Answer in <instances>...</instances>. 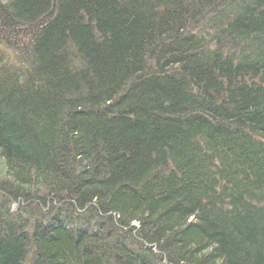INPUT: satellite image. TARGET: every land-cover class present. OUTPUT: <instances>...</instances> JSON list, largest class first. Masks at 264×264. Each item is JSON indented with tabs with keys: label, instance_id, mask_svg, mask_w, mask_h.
Wrapping results in <instances>:
<instances>
[{
	"label": "trees",
	"instance_id": "16d2710c",
	"mask_svg": "<svg viewBox=\"0 0 264 264\" xmlns=\"http://www.w3.org/2000/svg\"><path fill=\"white\" fill-rule=\"evenodd\" d=\"M0 264H264V0H0Z\"/></svg>",
	"mask_w": 264,
	"mask_h": 264
},
{
	"label": "bare ground",
	"instance_id": "6f19581e",
	"mask_svg": "<svg viewBox=\"0 0 264 264\" xmlns=\"http://www.w3.org/2000/svg\"><path fill=\"white\" fill-rule=\"evenodd\" d=\"M99 264H103V263H99ZM105 264V263H104Z\"/></svg>",
	"mask_w": 264,
	"mask_h": 264
},
{
	"label": "rangeland",
	"instance_id": "374dc122",
	"mask_svg": "<svg viewBox=\"0 0 264 264\" xmlns=\"http://www.w3.org/2000/svg\"><path fill=\"white\" fill-rule=\"evenodd\" d=\"M0 170H1V168H0Z\"/></svg>",
	"mask_w": 264,
	"mask_h": 264
}]
</instances>
